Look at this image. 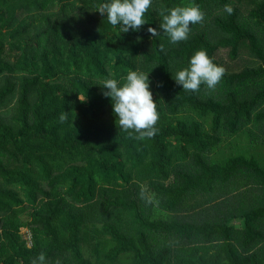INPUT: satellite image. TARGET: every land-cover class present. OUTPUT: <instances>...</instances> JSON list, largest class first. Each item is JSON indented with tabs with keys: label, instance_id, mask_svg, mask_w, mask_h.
Returning <instances> with one entry per match:
<instances>
[{
	"label": "trees",
	"instance_id": "trees-1",
	"mask_svg": "<svg viewBox=\"0 0 264 264\" xmlns=\"http://www.w3.org/2000/svg\"><path fill=\"white\" fill-rule=\"evenodd\" d=\"M106 2L0 0V264H264V0H152L127 33ZM189 3L204 21L173 44L160 13ZM200 49L225 74L184 91ZM129 71L149 76L153 138H130L103 95Z\"/></svg>",
	"mask_w": 264,
	"mask_h": 264
},
{
	"label": "clouds",
	"instance_id": "clouds-1",
	"mask_svg": "<svg viewBox=\"0 0 264 264\" xmlns=\"http://www.w3.org/2000/svg\"><path fill=\"white\" fill-rule=\"evenodd\" d=\"M152 5V0H108L106 3L97 5L101 15L106 14L107 21L113 26H120V32L127 33L130 29L138 31L147 23L144 19L145 13ZM161 11L162 23L159 27L169 38L170 42L176 44L186 41L190 33V25L199 24L204 21L205 14L200 6L189 3L185 6H176ZM224 11L231 15L234 11L231 5L225 4ZM148 32L153 37L160 33L156 28L149 27ZM225 74L223 66H218L208 56L205 49H200L191 56L189 66L176 72L173 78L184 91L198 92L202 84L208 89L214 90ZM149 76L139 71H129L123 82L116 79H106L102 88L107 89L103 93L110 97L114 115L119 127L125 131L130 138L144 140L153 138L157 133L155 127L159 120L157 103L149 88ZM68 120V113L63 112L59 121L64 123ZM135 134V135H134ZM140 196L151 203L152 200L145 195L141 188ZM32 264H46V254L41 252L32 260ZM59 264V261L56 262Z\"/></svg>",
	"mask_w": 264,
	"mask_h": 264
},
{
	"label": "rangeland",
	"instance_id": "rangeland-1",
	"mask_svg": "<svg viewBox=\"0 0 264 264\" xmlns=\"http://www.w3.org/2000/svg\"><path fill=\"white\" fill-rule=\"evenodd\" d=\"M219 55L226 60L228 66H230V69H235V70L240 68L242 69L244 67L255 66L257 64V62L255 61L254 62L250 61L252 60V57L246 52L241 54V56L235 60L227 59L221 51H219ZM13 102H14V97L10 98L7 104L0 108V113L7 111L10 108V106L13 104ZM263 163H264V159H263ZM27 212H28L27 208H24L22 211L23 219L27 218ZM20 233L28 240L27 230L25 228H21ZM27 244H29V242H27Z\"/></svg>",
	"mask_w": 264,
	"mask_h": 264
}]
</instances>
